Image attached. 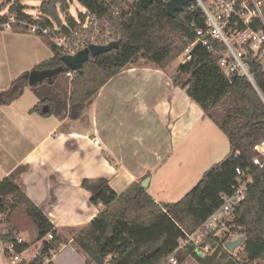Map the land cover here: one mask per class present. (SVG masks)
Returning a JSON list of instances; mask_svg holds the SVG:
<instances>
[{
  "label": "trees",
  "instance_id": "1",
  "mask_svg": "<svg viewBox=\"0 0 264 264\" xmlns=\"http://www.w3.org/2000/svg\"><path fill=\"white\" fill-rule=\"evenodd\" d=\"M21 1L0 0V11L8 6L7 14L0 15V28L11 16L42 26L50 25L49 20L59 24L58 11L67 14L69 9L67 0H40L41 18L35 21L24 12ZM76 1L90 11L98 10L108 15L97 0ZM166 2L152 0L146 8L138 3L127 21H113L119 47L89 57L81 67V73L69 79V118L77 119L98 91L125 67L145 60L164 70L197 40L195 29L205 26L202 12L199 9L187 12V7L193 4L189 3L182 13L170 17L166 13ZM262 12L264 15V8ZM66 21L72 22L70 18ZM193 22L195 29L190 26ZM212 44L214 50H223L222 44ZM52 51V57L33 70L60 67L62 54L53 45ZM218 60L217 54L196 46L191 51V60L176 68L172 83L184 89L189 100L201 107L204 117L211 119L225 134L232 157L204 172L198 183L172 204H157L139 183H132L117 196L107 178L83 179L80 185L89 192L90 204L103 207L73 238L74 245L86 257L84 264H171L167 260L170 255L174 256L176 264H182L190 254L201 264H254L264 256V170L255 176L244 198L234 208L232 221L227 223L230 229L239 228L240 234L246 238L242 261L223 248L226 242L221 244L213 236L215 229L205 239L212 246L219 244L211 256L199 257L191 248L174 253L178 240L194 232L220 206V196L228 194L235 183V169H254L251 164L257 154L254 147L264 142V68L250 63L251 82L236 74L228 79L219 68ZM68 72L65 69L56 75L53 83ZM27 75L24 73L11 82L8 89L14 95L13 100L20 97L27 86ZM32 111L49 116L52 112L50 102L43 100ZM259 150L264 152V144ZM19 206L24 208L33 224L36 241L41 242L42 247V252L30 264H52L46 261L47 255L59 245L53 239L47 242L44 238L52 234L54 226L15 181L4 179L0 182V210L9 209L10 214ZM11 236L6 233L2 238L7 240ZM27 246L21 245L19 250Z\"/></svg>",
  "mask_w": 264,
  "mask_h": 264
},
{
  "label": "crops",
  "instance_id": "2",
  "mask_svg": "<svg viewBox=\"0 0 264 264\" xmlns=\"http://www.w3.org/2000/svg\"><path fill=\"white\" fill-rule=\"evenodd\" d=\"M14 36L18 35L0 31V92L52 57L42 58L41 45ZM169 67L160 70L145 60L125 67L77 119L69 118L70 86L62 109L56 98L46 96L44 83L27 85L20 97L0 103V182L15 181L54 226L53 242L59 247L49 251L47 262L86 261L73 238L103 207L90 204L89 192L80 185L83 179L107 178L119 196L132 183L141 184L148 178L145 190L160 204L148 192L152 172L204 117L185 90L173 85L175 73ZM43 100L50 102L49 116L32 111ZM5 228V233L20 236L16 229ZM189 257L201 264L192 254Z\"/></svg>",
  "mask_w": 264,
  "mask_h": 264
},
{
  "label": "built area",
  "instance_id": "3",
  "mask_svg": "<svg viewBox=\"0 0 264 264\" xmlns=\"http://www.w3.org/2000/svg\"><path fill=\"white\" fill-rule=\"evenodd\" d=\"M97 2L106 8L108 15L82 7L84 12L78 13L75 17L58 11L59 24L49 20L50 25L42 26L11 16L2 27L5 29L16 27L19 30L25 29L30 33H38L47 38L62 56H73L91 45L102 46L116 41L118 33L113 21H127L136 4H140V0H97ZM191 3L193 4L187 9L186 5L184 10L192 13L199 9L204 16L205 26L203 29H195V23H191L190 26L195 29L197 40L185 48L180 64L188 63L191 60V51L196 46H200L218 55V66L226 78L229 79L236 74L245 76L251 82L250 63H257L264 68V15L262 12L264 0H193ZM40 18L36 17L33 20L40 21ZM66 18L71 19V24L66 21ZM213 42L222 44L223 50H214ZM75 74L69 71L65 76L70 79ZM92 143L98 145V140L93 139ZM261 144L254 147L257 153L251 160L254 169L250 167L235 169V183L228 194L220 196V206L194 232L185 234L178 240V247L174 253L186 248H191L202 258L215 253L219 244L214 246L207 244L206 236L215 229L216 233L213 236L220 239L217 231L226 227L230 221L228 217L232 216L234 208L244 198L255 176L259 171L264 170V152L259 150ZM8 214L9 209L0 210V223L7 218ZM226 232L228 237L227 241L224 240L225 242L235 240L230 239L232 235L229 230ZM4 234L6 233L0 234L4 264H30L40 254L36 249L30 257L26 256L28 247L19 250L21 245L26 244L25 240L19 236H11L4 240L2 238ZM239 235H241L240 232L235 237ZM45 238L48 242L53 239V236L50 233ZM222 241L220 240V243ZM167 260L171 264H176L173 255H170ZM259 261L264 262V256Z\"/></svg>",
  "mask_w": 264,
  "mask_h": 264
},
{
  "label": "rangeland",
  "instance_id": "4",
  "mask_svg": "<svg viewBox=\"0 0 264 264\" xmlns=\"http://www.w3.org/2000/svg\"><path fill=\"white\" fill-rule=\"evenodd\" d=\"M22 6L24 12L35 19L40 17L39 6L40 0H22ZM69 9L67 15L75 17L78 13H83V8L76 0H68ZM8 6L4 10L0 11V15L7 14ZM3 33L8 35H18V39L24 41H33L42 47V58H47L53 54L51 42L44 36L38 33H30L25 29H18L12 27L11 29L1 28ZM10 33V34H9ZM11 43L14 38H7ZM5 39V40H7ZM181 55L174 60L169 66L171 72L176 71L180 64ZM46 96L48 98H56L60 108L62 109L64 99L66 98V88L70 86L69 78L66 76H60L56 80V84L52 87L49 84L44 83ZM10 86V85H9ZM51 86V88H50ZM182 89V88H181ZM186 95V91H185ZM187 97V95H186ZM204 116V115H203ZM264 144V142H262ZM261 144V145H263ZM261 151V150H260ZM229 155V144L225 134L219 129V127L209 118L203 117L192 128L186 131L184 139L180 142L177 148H175L173 155L156 168L154 173V180L148 190L150 195L157 200L160 204H172L178 202L186 195L190 189H192L198 181L201 179L204 172L215 169L219 164L225 161ZM13 209L12 214L8 215L0 223V234L5 233V227L16 229L19 234H11L14 237H22L28 244V250L26 256L30 257L35 247H39V242L36 241V231L33 224L26 216L24 208L19 206L16 210ZM15 210V211H14ZM232 221L233 216L228 217ZM226 230H229L232 237L230 239H236V234L240 232L239 228L230 229L229 226L222 227L217 234L220 236V240H226L228 236ZM232 230V231H230ZM35 231V232H34ZM35 234V237H34ZM235 237V238H234ZM224 243V242H223ZM222 244V242H221ZM242 244L240 247L233 251V256L238 261L244 259L242 253ZM0 264H4L1 248H0ZM182 264H199L195 258L187 257ZM227 264H233L228 262ZM254 264H264L263 261H256Z\"/></svg>",
  "mask_w": 264,
  "mask_h": 264
},
{
  "label": "water",
  "instance_id": "5",
  "mask_svg": "<svg viewBox=\"0 0 264 264\" xmlns=\"http://www.w3.org/2000/svg\"><path fill=\"white\" fill-rule=\"evenodd\" d=\"M193 0H169L165 4L166 13L170 17H174L176 13H182L184 7L191 3ZM152 0H140V6L146 8ZM119 47V41H113L107 45H91L88 48L78 52L73 56L64 55L60 58L61 66L52 70H31L27 75V85L29 87L41 84L46 81L48 84H52L54 77L60 73H63L65 69L75 73H81V67L89 59V57H97L99 55L116 50ZM14 98L9 89L0 92V103L8 104ZM232 155H229L222 164L226 163ZM236 158V156L234 157ZM148 178L141 182L140 186L145 189L147 187ZM245 236L242 235L233 241L225 243L224 248L229 252L240 247L245 242ZM39 252H42L41 242H39Z\"/></svg>",
  "mask_w": 264,
  "mask_h": 264
}]
</instances>
